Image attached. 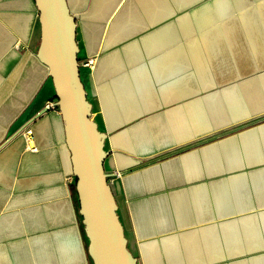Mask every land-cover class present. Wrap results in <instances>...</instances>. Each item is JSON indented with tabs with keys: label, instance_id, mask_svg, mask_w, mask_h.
Here are the masks:
<instances>
[{
	"label": "crops",
	"instance_id": "obj_1",
	"mask_svg": "<svg viewBox=\"0 0 264 264\" xmlns=\"http://www.w3.org/2000/svg\"><path fill=\"white\" fill-rule=\"evenodd\" d=\"M66 1L137 264H264V0ZM39 24L0 0V264H93Z\"/></svg>",
	"mask_w": 264,
	"mask_h": 264
},
{
	"label": "water",
	"instance_id": "obj_2",
	"mask_svg": "<svg viewBox=\"0 0 264 264\" xmlns=\"http://www.w3.org/2000/svg\"><path fill=\"white\" fill-rule=\"evenodd\" d=\"M35 1L40 23L37 55L48 68L63 118L87 251L93 264H137L117 214L109 173L104 169L109 153L104 148L106 134L92 116L81 79L75 16L66 0Z\"/></svg>",
	"mask_w": 264,
	"mask_h": 264
},
{
	"label": "built area",
	"instance_id": "obj_3",
	"mask_svg": "<svg viewBox=\"0 0 264 264\" xmlns=\"http://www.w3.org/2000/svg\"><path fill=\"white\" fill-rule=\"evenodd\" d=\"M81 63H83V64H91L92 63V58H86V59H84Z\"/></svg>",
	"mask_w": 264,
	"mask_h": 264
}]
</instances>
